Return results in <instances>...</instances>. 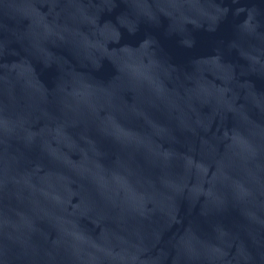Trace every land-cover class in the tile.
<instances>
[{"label": "water", "instance_id": "water-1", "mask_svg": "<svg viewBox=\"0 0 264 264\" xmlns=\"http://www.w3.org/2000/svg\"><path fill=\"white\" fill-rule=\"evenodd\" d=\"M0 264H264V0H0Z\"/></svg>", "mask_w": 264, "mask_h": 264}]
</instances>
